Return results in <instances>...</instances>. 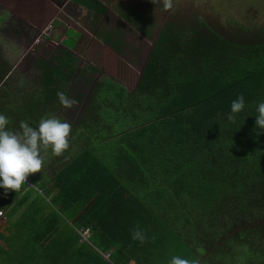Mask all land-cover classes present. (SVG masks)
Here are the masks:
<instances>
[{"label": "trees", "instance_id": "trees-1", "mask_svg": "<svg viewBox=\"0 0 264 264\" xmlns=\"http://www.w3.org/2000/svg\"><path fill=\"white\" fill-rule=\"evenodd\" d=\"M71 1L105 12L98 0ZM117 12L151 36L155 23L144 11L117 5ZM236 28L228 37L204 21L169 23L134 92L108 78L94 87L69 123L68 149L54 155L62 169L33 179L37 194L25 183L7 195L0 189V264H169L173 256L190 264H264V132L255 124L257 102L264 100V27ZM111 44L116 51L122 45ZM76 63L62 51L38 60L36 87L47 92L41 118L59 108L57 92L66 94ZM7 65L0 55V87ZM241 94L245 107L229 120ZM6 96L0 88V113L10 126L27 111L16 112L25 104ZM109 119L111 143L97 128ZM86 229L83 242L78 231ZM135 229L143 242L132 239Z\"/></svg>", "mask_w": 264, "mask_h": 264}, {"label": "rangeland", "instance_id": "rangeland-1", "mask_svg": "<svg viewBox=\"0 0 264 264\" xmlns=\"http://www.w3.org/2000/svg\"><path fill=\"white\" fill-rule=\"evenodd\" d=\"M98 1L105 7V12L93 14L94 16L91 17L87 11L81 10L70 0H0V55L10 68L0 88L5 87L7 90L5 100L21 101L20 104L22 102L25 104V109L18 108L16 112L22 114L27 111L22 116L25 117L23 121L31 126L36 127L32 122L33 117L41 118L43 115L44 109L39 107L40 101L47 96L42 86L36 87L40 74L37 68L38 60H50L58 54V51L65 52L67 49L63 45L71 48L68 52L76 57L77 63L74 67L75 74L68 83L66 95L75 99L77 103L71 108L60 104L54 115L49 116L64 118L68 123H75L83 106L89 100L87 96L105 78L115 81L127 91L134 92L159 30L168 23L178 24L183 20L188 21L187 10L190 9L188 6L201 8L199 4L207 5L206 3L211 2V0H195L194 4L168 10L165 7L151 6L147 0ZM218 2L219 0H215L210 3L213 5L211 10L204 11L205 8H201V11L203 16L208 15L215 20L228 14V18L221 19L220 22H215L214 19L211 21L214 30L219 33L233 37V33L237 32L236 24L249 26L250 32L256 33L260 27H264V12L253 14L247 11L248 2L239 1L236 5L237 10L231 9L232 11L227 9L229 5L222 6ZM128 4L147 11V18H151L155 23L150 37L138 33L120 18L117 5ZM69 29L79 32L80 36ZM106 34L110 36L109 43L103 41ZM65 39L74 41V44L63 42ZM114 40L122 44L119 46V51L111 47V42ZM82 71L84 74H81ZM81 93L84 97H80ZM21 98L24 100L22 101ZM107 121V123L102 121L105 127L97 126V128L103 129L104 135L110 134L107 141L111 143V119ZM20 122L10 125L9 128L14 129L13 131L19 130ZM44 173L41 169L33 175L42 179ZM46 173L51 175L49 170H46ZM33 175L27 179L30 183L38 185L39 183L33 182ZM34 184V193L37 194L39 189ZM24 206L20 212L23 211ZM0 210L4 215V209L0 208ZM19 215L17 213L13 219ZM102 255L107 260L110 257L108 253Z\"/></svg>", "mask_w": 264, "mask_h": 264}, {"label": "clouds", "instance_id": "clouds-1", "mask_svg": "<svg viewBox=\"0 0 264 264\" xmlns=\"http://www.w3.org/2000/svg\"><path fill=\"white\" fill-rule=\"evenodd\" d=\"M171 6L169 0H164L165 9ZM57 97L60 104L66 108H71L77 103L63 91L57 92ZM244 107L245 97L241 94L231 102L228 119L234 120L235 115ZM256 112V128L264 132V100L257 102ZM9 123L8 117L0 113V189L4 190L5 195L9 190H20L30 174L41 171L44 154L49 148L52 154L57 156L68 149L71 132V125L67 121L55 117L41 118L36 127L21 121L19 130L16 131L9 128ZM87 238L86 236L84 241H87ZM132 239L143 242L145 236L140 229H135ZM169 264H190V261L173 256Z\"/></svg>", "mask_w": 264, "mask_h": 264}, {"label": "flooded vegetation", "instance_id": "flooded-vegetation-1", "mask_svg": "<svg viewBox=\"0 0 264 264\" xmlns=\"http://www.w3.org/2000/svg\"><path fill=\"white\" fill-rule=\"evenodd\" d=\"M71 1V0H70ZM146 1V0H145ZM215 0H211V2L210 3H212V2H214ZM239 1H242V0H219V4H221L222 6H225V5H229L228 7H227V9H229V10H233V9H235V10H237L236 9V5H237V3H239ZM244 1H246V2H248V10L247 11H249V12H252L253 14H259V13H261V12H264V0H244ZM72 2V1H71ZM147 2H148V4H150L151 6H159V7H161V8H163L164 7V0H154L153 2H152V0H147ZM169 2L171 3V8H173V7H175L176 9H179V8H182L183 6H187V4L188 5H190V4H194V2H195V0H191L190 2H188L187 0H169ZM184 2V3H183ZM73 3V2H72ZM204 3H206V2H204ZM210 3H206L207 5H201V4H199V6L201 7V8H205V10L204 11H206V10H211L212 9V6L213 5H211ZM74 4V3H73ZM126 6H128L129 8H133V7H135L134 5H126ZM80 7V6H79ZM188 7H190V9L189 10H187V12L189 13V15L187 16V17H189V20L187 21V20H183L182 22H180V23H178V24H182V25H184V24H189V25H192V24H194V23H196V24H200V21H204V23L205 24H207L208 26H210V27H212V23H211V21H213V17H211V16H208L207 15V17H205V16H203V13H202V11H201V8H199V7H195V6H188ZM81 8V10H85V11H87L85 8H83V7H80ZM136 8V7H135ZM137 9V8H136ZM140 10V9H139ZM168 10H170V8H168ZM231 10V11H232ZM141 11H144V10H141ZM145 13H146V15H148L147 14V11H144ZM87 13L91 16V17H93L94 15L93 14H97V13H93V12H90V11H87ZM227 13H226V15L225 16H221V17H219L220 19L219 20H215L214 19V21L215 22H220V20L221 19H225V18H228L227 17ZM120 16V15H119ZM120 18H121V16H120ZM122 19V18H121ZM124 20V19H123ZM125 21V20H124ZM150 21H151V23L153 22L152 21V19H150ZM128 23V22H127ZM154 23V22H153ZM129 24V23H128ZM169 24V23H168ZM167 24V25H168ZM214 25V24H213ZM131 26V25H130ZM131 27H133V26H131ZM134 28V27H133ZM163 28V27H162ZM161 28V29H162ZM70 30V29H69ZM71 30H73L75 33H76V35H78V37L80 36V33L79 32H77V31H75L74 29H71ZM73 43H74V41H73ZM67 50L65 51V52H68V51H70V49L71 48H67L65 45H63ZM73 55V54H72Z\"/></svg>", "mask_w": 264, "mask_h": 264}, {"label": "crops", "instance_id": "crops-1", "mask_svg": "<svg viewBox=\"0 0 264 264\" xmlns=\"http://www.w3.org/2000/svg\"><path fill=\"white\" fill-rule=\"evenodd\" d=\"M19 103L20 102H18V103H15L16 105H19ZM11 107H12V104H11ZM45 156H46V158L44 159V166L41 168L42 169V171L44 170V177L42 178V180H45V179H48V178H51V177H53L54 175H56L57 174V172H59L61 169H62V165L61 164H64V163H61V164H58V163H55V158H54V155L52 154V152H51V149L49 148L48 150H47V152L44 154ZM72 155H74V153L72 154ZM67 166V165H66ZM65 167V166H64ZM46 170H49V172L51 173V175H49V174H47L46 173ZM35 174V173H34ZM46 174V175H45ZM31 175H33V174H31ZM34 177V178H33ZM32 178L33 179H35V180H37V181H39L40 179L37 177L36 178V176L35 175H33L32 176ZM53 195H54V193H53V191L47 196V200L48 199H50L51 197H53ZM23 208V207H22ZM21 210V209H20ZM20 211H18V215L21 213H19ZM15 215H17V213L15 214ZM14 215V216H15ZM14 216L12 217V219L14 218ZM0 219H2V218H0ZM16 219V218H15ZM5 220V219H4ZM88 229H86V230H84V231H82V230H79L78 231V234L81 236L82 234H84V232L85 231H87ZM86 233V236L87 237H89V230H88V232H85Z\"/></svg>", "mask_w": 264, "mask_h": 264}, {"label": "built area", "instance_id": "built-area-1", "mask_svg": "<svg viewBox=\"0 0 264 264\" xmlns=\"http://www.w3.org/2000/svg\"><path fill=\"white\" fill-rule=\"evenodd\" d=\"M25 184H26L27 187H34L33 184L30 183V181H29L28 179L26 180V183H25ZM8 193H9V191H8ZM2 216H3V217H2ZM0 218H4L3 212H2L1 210H0ZM85 232H88V231H85ZM85 234H86V233H84V235L82 234V236H83V241L86 240V237H84Z\"/></svg>", "mask_w": 264, "mask_h": 264}]
</instances>
